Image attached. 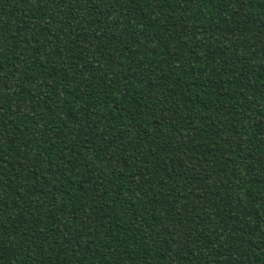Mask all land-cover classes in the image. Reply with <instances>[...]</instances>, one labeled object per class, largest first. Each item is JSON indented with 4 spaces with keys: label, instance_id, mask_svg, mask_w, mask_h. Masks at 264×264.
I'll use <instances>...</instances> for the list:
<instances>
[{
    "label": "trees",
    "instance_id": "16d2710c",
    "mask_svg": "<svg viewBox=\"0 0 264 264\" xmlns=\"http://www.w3.org/2000/svg\"><path fill=\"white\" fill-rule=\"evenodd\" d=\"M0 264H264V0H0Z\"/></svg>",
    "mask_w": 264,
    "mask_h": 264
}]
</instances>
